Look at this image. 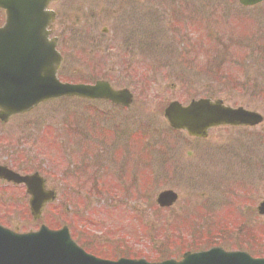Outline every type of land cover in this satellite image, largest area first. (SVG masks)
Listing matches in <instances>:
<instances>
[{"label": "rangeland", "instance_id": "1", "mask_svg": "<svg viewBox=\"0 0 264 264\" xmlns=\"http://www.w3.org/2000/svg\"><path fill=\"white\" fill-rule=\"evenodd\" d=\"M138 1L141 18L125 7L135 0L51 5L64 58L60 79H107L130 89L135 102L122 108L64 98L0 121V163L20 175L38 173L56 197L34 219L24 185L0 180V224L18 232L67 226L97 256L177 259L219 245L264 257V216L256 213L264 200V120L213 128L194 141L170 131L163 117L172 100L205 97L264 118V2L244 8L237 0ZM120 48L141 51L123 55ZM106 146L111 160L101 154ZM125 164L141 170L142 180L131 182ZM113 185L130 192L129 208L90 200ZM138 186L147 190L150 211L149 201L131 198ZM164 189L177 195L170 208L180 216L169 222L170 209L155 202Z\"/></svg>", "mask_w": 264, "mask_h": 264}, {"label": "water", "instance_id": "2", "mask_svg": "<svg viewBox=\"0 0 264 264\" xmlns=\"http://www.w3.org/2000/svg\"><path fill=\"white\" fill-rule=\"evenodd\" d=\"M52 0H0L6 20L0 27V120L31 110L40 102L63 96L107 99L129 105L132 95L127 89L114 90L106 81L92 85L60 83L56 70L61 57L54 42L47 38L44 27ZM264 0H239L244 6ZM169 125L185 129L189 135L205 136L210 127L219 125H255L261 122L259 113L242 107L224 105L221 99L193 100L183 106L171 102L164 110ZM0 176L27 185L32 194L29 201L34 218L52 192L41 193L43 180L37 175L19 176L0 166ZM176 198L170 190L158 195L160 205H169ZM264 214V202L258 206ZM0 264H264V258H252L245 252L224 251L212 247L199 252H185L180 260L148 262L144 259H100L86 253L70 238L65 227L49 230L42 226L37 232L15 233L0 226Z\"/></svg>", "mask_w": 264, "mask_h": 264}, {"label": "trees", "instance_id": "3", "mask_svg": "<svg viewBox=\"0 0 264 264\" xmlns=\"http://www.w3.org/2000/svg\"><path fill=\"white\" fill-rule=\"evenodd\" d=\"M99 184H101V183H103V182H99V181H97ZM119 191H121L120 190V188L117 186V188L116 187H114V186H111V187H109L106 191H104V192H102V194H105L106 196H107V199H108V201H109V205H111V206H113V205H116V204H118L119 202H123L122 200H121V198L122 197H126L124 194L122 195V197H119L118 196V193H119ZM147 191H145V192H143L142 193V195H140V200H143V199H145V200H147V201H149V206H147V210L149 211L150 209H151V207H152V205H151V201H150V199L147 197ZM149 196V195H148ZM143 198V199H142ZM117 200H119V201H117ZM182 215V214H181ZM162 215H160V217H161ZM177 216H180V215H178L177 214V212H173V213H171V214H167V215H165L164 216V218L165 219H167L168 220V222L169 221H171L172 219L173 220H175L176 219V217ZM168 225H171V224H168ZM139 226V225H138ZM138 231V230H137ZM146 231V230H145ZM140 232V231H139ZM138 232V233H139ZM141 233V232H140ZM139 233V234H140ZM141 235V234H140ZM100 239V238H99ZM149 239V241H151V243H153V244H155V241H154V237H149L148 238ZM102 240H105V238L104 239H102ZM150 243V244H151ZM147 249V248H146ZM149 260H161V259H155L154 257H149L148 258Z\"/></svg>", "mask_w": 264, "mask_h": 264}, {"label": "flooded vegetation", "instance_id": "4", "mask_svg": "<svg viewBox=\"0 0 264 264\" xmlns=\"http://www.w3.org/2000/svg\"><path fill=\"white\" fill-rule=\"evenodd\" d=\"M57 0H55L54 2L51 3V5H53ZM125 3V7L128 8L129 6H132L134 8V16L135 17H139L141 18V4L139 3L138 0H135V3H130V2H124ZM50 5V8L53 12V19L51 21V25H50V29H51V33H53L54 28H55V23H56V16H57V12L55 9H53ZM57 38V44H59V37L56 35L55 36ZM142 38V33H140V40ZM116 46H118L117 44H115ZM120 51L122 52L123 55H128V54H132L135 53L136 51H141V49L138 50H132V49H123L120 48ZM187 154H189V152H187Z\"/></svg>", "mask_w": 264, "mask_h": 264}]
</instances>
